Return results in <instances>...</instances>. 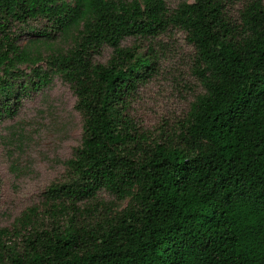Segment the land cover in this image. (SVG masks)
Here are the masks:
<instances>
[{
	"label": "trees",
	"instance_id": "16d2710c",
	"mask_svg": "<svg viewBox=\"0 0 264 264\" xmlns=\"http://www.w3.org/2000/svg\"><path fill=\"white\" fill-rule=\"evenodd\" d=\"M232 1L0 0V123L53 74L81 115L63 173L0 228V264H264V2L233 19ZM173 28L203 91L144 128L130 109L160 54L142 41Z\"/></svg>",
	"mask_w": 264,
	"mask_h": 264
},
{
	"label": "rangeland",
	"instance_id": "374dc122",
	"mask_svg": "<svg viewBox=\"0 0 264 264\" xmlns=\"http://www.w3.org/2000/svg\"><path fill=\"white\" fill-rule=\"evenodd\" d=\"M180 1L165 0L170 10ZM246 1L229 3L233 19L238 18ZM30 23L37 28L44 26L41 20ZM13 30L18 34L15 27ZM19 34L17 43L21 44L32 37L22 29ZM133 42V37H126L121 45ZM142 42L145 46L150 42L160 56L156 74L138 87L130 113L144 128L155 129L163 123L175 126L195 95L203 91L190 72L193 48L184 31L176 28ZM111 49L103 45L93 60L105 62ZM74 105L69 84L53 74L46 86L23 97L17 112L0 123V228H11L26 208L38 205L44 188L63 173V161L73 155L81 138V115ZM97 195L105 201L114 200L105 190ZM125 203L120 201L119 206Z\"/></svg>",
	"mask_w": 264,
	"mask_h": 264
}]
</instances>
